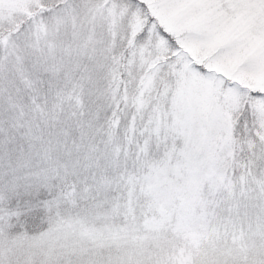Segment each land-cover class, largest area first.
<instances>
[{"label":"snow or ice","instance_id":"6c2138e0","mask_svg":"<svg viewBox=\"0 0 264 264\" xmlns=\"http://www.w3.org/2000/svg\"><path fill=\"white\" fill-rule=\"evenodd\" d=\"M0 264H264V0H0Z\"/></svg>","mask_w":264,"mask_h":264}]
</instances>
